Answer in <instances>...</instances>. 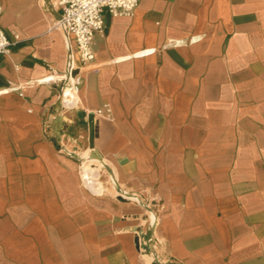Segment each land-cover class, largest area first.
<instances>
[{"label": "crops", "instance_id": "obj_1", "mask_svg": "<svg viewBox=\"0 0 264 264\" xmlns=\"http://www.w3.org/2000/svg\"><path fill=\"white\" fill-rule=\"evenodd\" d=\"M1 3L0 264H264V0L104 10L69 111L57 0Z\"/></svg>", "mask_w": 264, "mask_h": 264}, {"label": "built area", "instance_id": "obj_2", "mask_svg": "<svg viewBox=\"0 0 264 264\" xmlns=\"http://www.w3.org/2000/svg\"><path fill=\"white\" fill-rule=\"evenodd\" d=\"M141 0H57L59 7L58 25L62 26L74 41V47L79 61L69 63L68 69L62 74L51 72L41 82H59L62 110L69 111L78 106V94L82 82V68L94 60L92 39L96 33L105 28L103 11L107 10L112 16L131 15ZM3 10L0 0V14ZM10 41L3 28L0 27V56L9 49ZM95 114H101L96 110Z\"/></svg>", "mask_w": 264, "mask_h": 264}, {"label": "bare ground", "instance_id": "obj_3", "mask_svg": "<svg viewBox=\"0 0 264 264\" xmlns=\"http://www.w3.org/2000/svg\"><path fill=\"white\" fill-rule=\"evenodd\" d=\"M83 176L86 181V184L90 187L91 190L96 191L95 183L93 181V174L87 168L83 170Z\"/></svg>", "mask_w": 264, "mask_h": 264}, {"label": "water", "instance_id": "obj_4", "mask_svg": "<svg viewBox=\"0 0 264 264\" xmlns=\"http://www.w3.org/2000/svg\"><path fill=\"white\" fill-rule=\"evenodd\" d=\"M135 242H137V239L135 240Z\"/></svg>", "mask_w": 264, "mask_h": 264}]
</instances>
